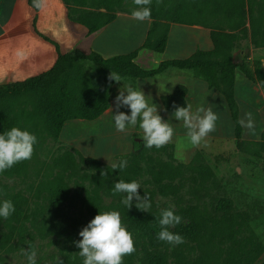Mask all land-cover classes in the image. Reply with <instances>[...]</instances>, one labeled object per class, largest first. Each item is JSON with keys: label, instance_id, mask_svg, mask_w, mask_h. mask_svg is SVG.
Listing matches in <instances>:
<instances>
[{"label": "trees", "instance_id": "1", "mask_svg": "<svg viewBox=\"0 0 264 264\" xmlns=\"http://www.w3.org/2000/svg\"><path fill=\"white\" fill-rule=\"evenodd\" d=\"M68 5V0H62ZM78 6H84L90 0H71ZM98 4V9L104 11H81L72 19L83 24L88 35L97 32L109 24L115 18L111 8L129 2V0H93ZM251 0H152L151 27L147 33L142 49L162 52L167 43V31L169 23L205 26L208 28H222L223 25L237 27L244 18V7ZM29 5L38 10L35 0H28ZM113 12V11H112ZM253 24V25H252ZM237 25V26H236ZM251 42L254 46L264 47V25L255 26L251 22ZM213 49L210 51H197L193 55L183 59H171L163 61L156 69L144 70L136 62L138 50L125 55H117L104 58L100 54L92 52L88 55L70 52L59 54L54 66L37 76L20 82H8L0 84V131L12 126L19 127L18 118L34 123L42 122L50 134L58 137L64 122L69 120H94L99 117L110 105L109 72L118 73L121 78L137 79L153 77L167 69H179L190 71L194 76L203 79L209 88L219 91L226 100L234 123V137L237 150H240L245 141L242 139V125L239 121V111L234 97V84L236 68L251 81L257 83L264 92V67L260 60H255L252 66L243 58L239 64L233 61L231 56L232 35L212 32ZM93 64V71L85 69L84 63ZM186 89L178 86L174 93L167 99L180 100L183 105V97ZM25 99L34 103V110L27 112L22 107L27 104ZM166 99V100H167ZM173 105L168 106L173 110ZM162 147H170L163 145ZM139 160V163H138ZM141 161L144 165H141ZM198 159H192L188 165L174 163L173 158L167 161L157 159H145L142 153L137 152L131 163L123 170L111 169V166L101 165L96 159H88V162L96 168L99 174L107 181L131 180L134 174L146 173L165 194L171 190V182L185 171L190 170L201 178L213 175L209 167L202 163H194ZM28 160H22L11 168L0 172V175L12 177L21 175L27 168ZM103 171V175L101 174ZM99 174H94L99 177ZM168 180L170 183H164ZM53 195L66 196L67 186L60 180L51 185ZM152 198L154 191H148ZM86 201V211L92 218L98 211L117 210L120 213L122 223L132 233L135 251L122 257V264H134L136 248H142V264H168L169 249L172 247L173 264H250L262 252L263 246L254 240L247 221L237 212L228 215L230 202L220 204L221 214H211L195 208L178 211L182 217L181 223L171 230L183 235L182 244L170 246L156 238L159 231V208L152 199L148 211L137 209L135 205L126 208L119 205H106L97 193ZM15 211L10 215L16 225L9 224L11 232L7 239H12L13 232L17 240L15 248L32 247L33 235L27 225L24 224L22 207L18 205V197L12 200ZM22 219V220H21ZM248 232V233H247ZM134 236V237H133ZM190 245V249L181 247ZM0 264H4L3 262ZM19 264V263H16ZM37 264V263H36Z\"/></svg>", "mask_w": 264, "mask_h": 264}, {"label": "rangeland", "instance_id": "2", "mask_svg": "<svg viewBox=\"0 0 264 264\" xmlns=\"http://www.w3.org/2000/svg\"><path fill=\"white\" fill-rule=\"evenodd\" d=\"M68 5L71 15L75 16L81 11H104L103 9L99 10L98 4L93 0L88 1L84 6H78L68 0ZM133 7L132 0H129V2L111 8V11L107 12L114 16L130 14ZM252 20L255 26L264 25V0H251L250 4L246 3L244 18L242 22L238 23V26L236 25V28L224 24L222 28H212L210 36L213 31L219 32L220 35H232L230 46L232 58L238 55L241 60L244 58L250 65L255 60L263 58L264 65V56L260 52L254 51L264 47L254 46L251 42ZM132 21H134V29L131 26L126 28V23L132 25ZM145 29L146 23L143 21L118 17L106 30L117 32L118 35L121 32H132L135 39L138 40ZM184 35L185 33L178 32L174 38L185 37ZM246 52L249 54L246 55ZM254 52H256L255 55ZM238 60L237 58L236 62L240 63ZM87 67L85 69L91 70L93 66L88 64ZM162 73L153 76L154 79L164 78L166 74ZM241 73H237L239 79L236 91L239 102V87L243 74ZM128 79L121 78V80ZM126 82H130V80ZM251 93L246 95L252 99L241 103L239 119H246L245 113L252 112L251 106L259 105L257 97H253ZM218 101L219 99L216 97L211 100L210 105L213 107L216 104L215 112L221 114L224 125L222 128L216 125L208 135L223 133L225 136L231 128L226 122L229 120L224 116L225 109L222 110L219 107ZM25 102L27 104L22 109L32 112L34 110L33 101L25 99ZM251 116L252 128L242 126V139L245 144L240 150H237L235 143H225L221 150L216 145H208L209 153L198 151L191 156L188 162L184 155L183 160L179 159L178 162L170 147L149 148L139 144L138 147H133L130 153L125 154L127 152L125 149L128 146L124 140L129 139L127 131L115 130L111 119L106 123H99L98 120H69L64 122L59 136L56 137L41 126L42 122H28L20 117L18 118L19 127L34 133L37 142L33 146V153L28 159L24 173L12 177L0 175V199L12 201L14 197H18V205L22 207V218L25 219L21 220L33 235L37 264H82V257L79 256V249L74 241L80 238L77 235L80 228L91 219L86 211V201L88 198L94 197L95 192L104 204L119 205L121 196V194H114L111 191L113 178L108 179L111 181L104 179L98 170L88 162V159H96L101 162V165L110 166L113 161L111 155L119 153L114 160L125 158L128 166L137 152H141L147 160L151 158L152 160L157 159V161H167L173 158L174 163L183 165H188L192 159L196 158L198 161L194 163H202L210 168L213 173L211 177L201 178L187 170L171 182V190L162 194L160 187L154 183L150 175L137 173L133 175L132 179L138 180L141 185V188L137 189L138 193L143 196L146 192L148 199H152L159 209L169 205L174 206L175 212L195 208L219 215L222 213L219 211L220 204L224 201L230 202L227 214L239 213L247 221L251 232L254 233V240L263 246V252L250 264H264V111L259 116L254 114ZM261 127H263L262 133L259 131ZM117 140L122 141L121 146ZM189 147L190 145H186V148ZM215 151L218 154L214 155ZM140 163L142 166L144 165L143 161ZM94 174H99V177ZM58 179L68 188L66 196L53 195L51 192L52 183ZM164 183L170 182L166 180ZM150 190L154 191L152 198L148 193ZM9 224L16 225V222L10 217L0 218V263L26 264L22 248L27 249V247H18V250L15 248L16 233H12L13 235L10 236L13 237L12 239L6 240L7 235L11 232ZM190 247V245L183 246L181 249L186 251ZM172 251L171 247L168 264H173ZM142 255V248L137 246L133 263L142 264Z\"/></svg>", "mask_w": 264, "mask_h": 264}, {"label": "crops", "instance_id": "3", "mask_svg": "<svg viewBox=\"0 0 264 264\" xmlns=\"http://www.w3.org/2000/svg\"><path fill=\"white\" fill-rule=\"evenodd\" d=\"M40 2L43 4V7L36 11L29 5L28 0H0V84L20 82L42 74L54 66L59 54L63 55L70 52L85 55L95 52L104 58H110L117 55L130 54L138 50L135 62L144 70H153L163 61L183 59L190 57L197 51H210L213 49V41L210 36V30L212 29L202 25L169 23L170 26L166 46L162 52H155L142 49V45L151 27V19L143 21L146 23V29L138 40L135 39L132 32H121L118 35L117 32L106 30L118 17L134 19L130 14L115 16L112 22L105 25L97 32L88 35L87 28L83 24L72 19L69 5L65 4L62 0H40ZM129 26L134 29V21H132V25L126 23V28H130ZM178 32L185 33V37L177 36V38H174V35ZM254 51L260 52V54L264 56V48H258ZM20 53H23V55H20ZM255 53L256 52H254V55ZM248 54L249 53L246 52V55ZM237 58L239 59L238 61H241L240 56H234L233 61L236 64L239 63L236 62ZM262 60L263 58H261L260 61L262 62ZM88 64L93 66L91 62L86 61L84 67L88 68ZM262 66H264L263 62ZM240 71L239 68H236L234 84V97L238 111L239 113L241 112V103H244V101L246 103L249 99L246 94L252 92L251 95L257 97L256 99L259 105L251 106V114L259 116L264 111V92L257 83L249 80ZM238 72L243 76H241L239 87L240 102L238 101L236 91L239 79ZM162 74H166L164 78H170L175 84H166V87L171 88V91L166 94H157L156 80L158 79L155 80V77L137 78L133 80L128 79L130 82H126L128 80L111 82L110 110L113 112L116 111L114 97L117 94L119 86L139 83L144 93L146 95H151L153 102L158 105V111L161 117L163 119H169L170 122L174 124L175 133L173 140L165 145L170 146L175 159L179 162V159H177L174 154L176 151L175 145L177 141L184 139L185 129L182 127L181 122H177L175 118L170 116L172 110H169L168 106L179 105L182 102L176 99L170 101L167 98L174 93L178 86H182L186 89L183 97L185 104L191 103L195 106L199 103H204L205 106H210L215 112L214 106L216 104L213 108L210 102L218 97V105L222 110L223 108L225 109L224 116L229 120H226V122L231 128L229 133H226L225 136L223 133H213L207 135L201 144L196 146L190 145L189 148L185 147L183 155L186 158V162L198 151H203L204 153L208 152V145H216L220 147L221 150L225 143H235L234 123L231 118V113L225 98L219 91L209 88L203 79L194 76L189 71L167 69ZM109 108L94 120H98L99 123L108 122L109 119H111ZM120 111H124L127 114L130 110L122 107ZM220 115L221 114H217L218 119L216 125L222 128L224 119ZM239 116H241V113ZM262 128L263 127L259 130L260 133L263 131ZM127 135L129 139L127 141L124 140L128 146V148L125 149V151H127L125 154L130 153L133 147H138L139 144H141V146L143 145L142 139L140 138L142 137V131L138 125L135 128L128 129ZM117 142L119 146L122 145V141L117 140ZM117 154L119 153L111 155V158L114 160ZM216 154H218L217 151H215L214 155Z\"/></svg>", "mask_w": 264, "mask_h": 264}, {"label": "clouds", "instance_id": "4", "mask_svg": "<svg viewBox=\"0 0 264 264\" xmlns=\"http://www.w3.org/2000/svg\"><path fill=\"white\" fill-rule=\"evenodd\" d=\"M152 0H132L134 7L130 16L138 21L151 19ZM37 8L43 7L40 0H35ZM23 55V53H20ZM108 79L112 82H121V76L116 72H109ZM156 80V79H155ZM157 94L169 93L170 87L175 85L170 78L156 80ZM116 111L111 113V120L115 130L125 132L137 125L142 131V143L144 147L160 148L173 140L175 129L169 119H163L158 111V105L153 102L151 95H146L139 83L127 84L118 87L114 97ZM130 111L126 114L121 108ZM164 110V109H161ZM177 122H181L185 129L184 139L177 141L175 156L183 160V151L186 145L196 146L201 144L209 132L216 127L217 113L204 103L193 105L191 103L175 105L170 114ZM238 123L249 129L253 126L251 113H245ZM37 137L25 128L12 126L0 131V172L11 168L14 164L31 158L33 146ZM111 169L123 170L127 166V160L121 158L111 162ZM103 175V171L101 173ZM141 188L138 180L117 179L112 183L111 191L121 194L120 203L126 208L135 205L137 209L148 211L151 201L144 192L141 196L137 189ZM15 211L10 199H0V218L7 219ZM182 217L174 211V206L161 207L158 214L159 231L156 238L170 246L182 244L184 237L171 229L181 223ZM77 235L80 237L74 241L82 257V264H122V257L135 251L132 233L122 223L117 210L98 211ZM26 264H36L37 252L35 248H22Z\"/></svg>", "mask_w": 264, "mask_h": 264}]
</instances>
